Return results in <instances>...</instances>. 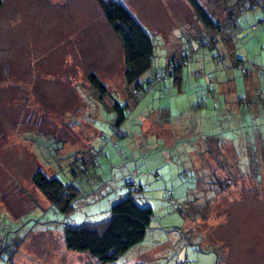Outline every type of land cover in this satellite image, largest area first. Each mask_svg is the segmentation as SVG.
Wrapping results in <instances>:
<instances>
[{
  "label": "rangeland",
  "instance_id": "rangeland-1",
  "mask_svg": "<svg viewBox=\"0 0 264 264\" xmlns=\"http://www.w3.org/2000/svg\"><path fill=\"white\" fill-rule=\"evenodd\" d=\"M116 1L126 3L153 41L151 70L141 80H149L169 58L188 56L182 81L165 84L166 93L157 83L144 99L148 105L126 89L120 41L98 0H2L0 245L5 249L0 263L18 243L14 264H96L87 254L65 248V226L104 220L110 206L127 197L131 183H143L144 192L134 195L139 206L151 207L152 227L114 264H216L217 255L222 257L218 264H264V99L256 93L264 81L251 73L248 84L235 65L218 66L214 57L222 40L216 49L195 46L208 34L185 0ZM198 1L212 12L215 3L224 2ZM262 13L257 8L251 16L257 20ZM254 20L245 17L224 50L264 74V27L251 29ZM88 68L108 87L106 102L129 104L133 115L145 107L151 121L160 119L146 122L142 132L143 122L131 118L123 126L127 138H98L94 146L90 142L97 133L87 123L71 132L76 124L65 119L80 115L83 104L84 109L89 105L87 116L97 115L91 104L99 93L88 87ZM240 99L247 104L235 114ZM111 114L115 120L116 113ZM209 132L220 137V145L224 141L213 152L202 149L199 139ZM51 136L64 142L56 160L45 151L49 140L44 138ZM186 139L188 145L182 144ZM92 153L97 164L79 170L74 156L85 159ZM37 170L77 193L66 213L51 207L35 187ZM211 173L228 183L222 194L215 195ZM192 182L195 188L183 196Z\"/></svg>",
  "mask_w": 264,
  "mask_h": 264
},
{
  "label": "trees",
  "instance_id": "trees-1",
  "mask_svg": "<svg viewBox=\"0 0 264 264\" xmlns=\"http://www.w3.org/2000/svg\"><path fill=\"white\" fill-rule=\"evenodd\" d=\"M185 1L200 23L199 25L202 26L203 31L206 28L205 31L208 34L206 38H201L199 44H195V46L216 49V46H218V40H222L221 45L223 48L220 45L221 48L217 51L214 57L216 64L225 69L235 65L240 71L243 80L248 84L252 77L250 74L255 73L254 75H256L257 79L261 81L260 84H263L264 74L261 68L252 67L250 69L248 66L245 67L244 63L239 58L230 56L229 53L224 50L225 46L229 48L228 41L230 38L234 36L236 37L238 30L242 29V20L245 19V17L251 20L255 19H253L251 13L257 8H262L263 15L252 22L251 29L257 30L264 27V6H262L261 0H224V13L226 18L218 21L209 12L207 7L203 6L198 0ZM98 3L102 15L112 31L119 38L123 52V80L131 97L137 99L138 102L141 100L144 101L147 97L146 95L157 83H161L158 85L159 88L164 89V93H166L165 90L170 91V87H164L165 84L171 83V85H173L179 83L178 80H181L179 76L181 70L187 65V55L169 58L164 65L157 67V69L153 71L149 80H141L151 70L154 46L150 35L141 26L137 18L130 12L125 2L116 0H98ZM2 5L3 2L0 0V8H2ZM230 59H233V62ZM86 82L89 85L88 87L96 89L99 93V95L96 94L98 98L95 100L96 102L91 104V107L96 110L97 115L87 116L89 109L88 105L87 108L84 109L83 121L81 118L77 124L74 122L73 118L65 119V121L71 120L76 125H79L81 121L84 124L87 122L91 123L93 121L92 119L98 116V113L103 116V118H106L105 121H108L112 118L110 116L112 115V111L116 113L117 117L115 120L112 119L111 123L98 122L101 128H99L95 140H92L90 144L92 146L96 145L94 142L97 141L98 138H103L105 142H118L123 137H126L123 126L126 122L131 120V118L137 120V113L133 115L134 109L131 108L129 104L121 105L114 98H111L109 102H106L105 99L110 96V91L105 85V82H103L94 70L86 71ZM248 87L249 86H246V90ZM263 89L260 88L256 92L259 99H264ZM213 91H216V89ZM246 94L248 96L250 95L249 89ZM142 101L140 103H142ZM144 102L145 105H148L146 101ZM246 104L247 100L240 99L237 108H235L233 112H235V114H237L238 111L241 112V105L245 106ZM140 108L141 107L139 106L138 109ZM106 113H108V115H104ZM102 124H106L107 128L104 129ZM94 125L95 123L92 126ZM104 131L110 132L111 138H107L106 136L103 137ZM147 136L148 134L145 136L146 140L149 139ZM256 136H258V134H256ZM135 138L138 137L135 135L132 137V140ZM218 138L220 137L215 134L212 135L211 132L206 133L203 138H199L204 144L202 145V149L205 148L206 152H213L219 148V146L221 147L224 144V141L220 145V139ZM44 139L49 140L45 146V151H47L48 156L51 159L55 158L56 160L57 153L62 149L64 142H61L58 138L56 139L52 136ZM138 140H140V138ZM185 142L188 145V139L183 141L182 144ZM49 147L52 148L51 152H48ZM140 148H144V143ZM98 152L99 151H96L95 153ZM105 155H107V153H105ZM74 157L78 158L80 161L75 166L81 170L86 165H96L98 155L92 153L89 156L87 155L85 159L82 155ZM46 158L48 157L46 156ZM133 175L134 173H132L130 177L132 178ZM211 176H213L212 180L213 185L215 186V195L222 194L224 188L227 189L228 183L224 184V179H219L216 173H211ZM214 177H217V180L214 181ZM32 181L35 187L44 195L46 200H48L50 203L49 205L51 207H57L62 213H66L72 207L74 200L77 198V193H75L73 189L66 186L65 183L57 177L52 175L47 176V173H44L42 170H37L33 174ZM131 186L127 197L118 200L110 206L109 215L104 220L92 224L83 223L80 225H74L68 223L63 230L65 248L69 251L87 254L94 259L96 264H114L133 247L141 244L145 240L148 230L152 227L153 211L151 207H141L136 203V196L134 194L137 192H144L143 183H131ZM194 188L193 182L192 184L185 185L182 192L183 196L189 197L190 191ZM196 198L197 197H192L190 201L194 202V199ZM17 245L18 243L14 244L13 247L8 250L10 252L9 259L5 260L2 264H14L11 258L14 256V250H16ZM4 249L5 244L3 243V245H0V253H3ZM2 256L0 254V258ZM218 256L219 255H217V258L220 259L216 261V264L222 259V257ZM176 264H185V262L178 261Z\"/></svg>",
  "mask_w": 264,
  "mask_h": 264
},
{
  "label": "crops",
  "instance_id": "crops-1",
  "mask_svg": "<svg viewBox=\"0 0 264 264\" xmlns=\"http://www.w3.org/2000/svg\"><path fill=\"white\" fill-rule=\"evenodd\" d=\"M216 1H218V0H216ZM213 7H214V9H216L215 10V12H212L213 11V9L211 8H207L208 10H209V12L213 15V17L218 21V20H224L225 18H226V15H225V13H224V10H225V4H224V2H221V1H219V3H215L214 5H213ZM249 21L251 20V19H248ZM220 23V22H219ZM206 30V28L204 29V31ZM206 32V31H205ZM122 64H123V61H122ZM89 70H91L90 68H88L87 69V72L89 71ZM78 93V92H77ZM83 104V103H82ZM83 106H84V104H83ZM83 106H82V111H81V114L80 115H71L70 116V118H73L74 119V122H76V124H77V122L78 121H80V118L82 119V121L84 120L83 118V114H84V108H83ZM144 108L145 107H143V108H140V109H138L137 110V118L140 120V121H142L143 122V125H142V132H143V128L147 125V123L146 122H150L151 124H153L155 121H157L158 119H160L159 117H156L155 118V121H151V118L150 117H148L145 113H144ZM54 110H56V109H54ZM62 112L63 111H60V112H58V114L59 115H62ZM178 114H181V112H178ZM67 117H69V116H67ZM143 117H144V119H143ZM151 117H153V116H151ZM103 116H101V115H98L96 118H93L92 120V124L91 123H89V122H87V126H88V128L90 127L91 129H93L97 134H98V132H99V128H101L100 127V125H99V123L98 122H100V123H104L105 122V119L106 118H103ZM64 124H65V121L63 122ZM95 123V125L94 126H92L93 124ZM154 125V124H153ZM72 128L73 129H75V130H79L80 128H79V126L78 125H75V126H73V127H70V130H71V132H72ZM138 137V136H137ZM94 140H95V138H93Z\"/></svg>",
  "mask_w": 264,
  "mask_h": 264
}]
</instances>
